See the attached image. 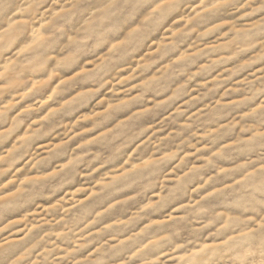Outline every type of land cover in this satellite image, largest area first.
Instances as JSON below:
<instances>
[{
  "label": "clouds",
  "instance_id": "obj_1",
  "mask_svg": "<svg viewBox=\"0 0 264 264\" xmlns=\"http://www.w3.org/2000/svg\"><path fill=\"white\" fill-rule=\"evenodd\" d=\"M0 264H264V0H0Z\"/></svg>",
  "mask_w": 264,
  "mask_h": 264
},
{
  "label": "rangeland",
  "instance_id": "obj_2",
  "mask_svg": "<svg viewBox=\"0 0 264 264\" xmlns=\"http://www.w3.org/2000/svg\"><path fill=\"white\" fill-rule=\"evenodd\" d=\"M56 90H57V87H53L52 92L54 93ZM44 102H46V101H42V103H44ZM29 106H31V105H29Z\"/></svg>",
  "mask_w": 264,
  "mask_h": 264
}]
</instances>
